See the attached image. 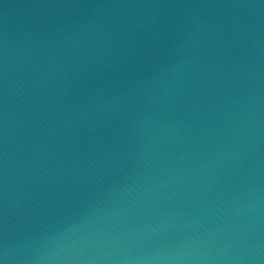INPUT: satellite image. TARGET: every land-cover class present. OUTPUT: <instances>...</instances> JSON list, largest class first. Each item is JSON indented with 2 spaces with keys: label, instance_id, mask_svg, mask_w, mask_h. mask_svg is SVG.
<instances>
[{
  "label": "water",
  "instance_id": "1",
  "mask_svg": "<svg viewBox=\"0 0 264 264\" xmlns=\"http://www.w3.org/2000/svg\"><path fill=\"white\" fill-rule=\"evenodd\" d=\"M0 264H264V0H0Z\"/></svg>",
  "mask_w": 264,
  "mask_h": 264
}]
</instances>
